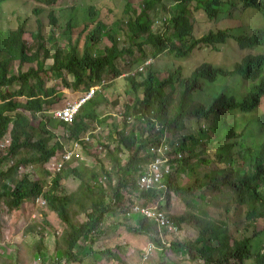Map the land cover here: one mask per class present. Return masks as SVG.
Instances as JSON below:
<instances>
[{"label":"trees","instance_id":"1","mask_svg":"<svg viewBox=\"0 0 264 264\" xmlns=\"http://www.w3.org/2000/svg\"><path fill=\"white\" fill-rule=\"evenodd\" d=\"M3 1L5 0H0V5ZM28 1L36 4L32 8V17H47L51 28L56 21L51 7L58 0ZM173 1L174 4L167 9L161 4V0H143L138 16L129 22V31L126 34L131 49L127 50L118 49L112 36L107 34L105 36L110 40V46L102 50L94 48L100 41L98 33L105 24L100 16L86 20L82 28L86 34L82 37L79 52L77 38L72 43L66 42L68 50L63 53L56 42L46 47L40 40L41 30L37 29V32L32 33L34 43L31 49L23 39L25 30L22 24L12 30L0 28V141L8 135L7 145L1 147L0 165L10 161L5 169L0 170V210L5 209L9 213L18 209L27 199L36 203V199L41 198L44 201L41 205L54 211L66 225L63 235L54 245L57 256L63 258L65 263L78 259L74 253L78 240L88 239L90 244L94 242L95 236L100 233L102 219L113 207H121L126 194L133 199L123 205L124 213L130 210L133 200L142 207L153 206L159 200H164V206L167 207L174 194L182 196L189 205L190 200L184 197L194 199V194L197 197L202 196L194 191L203 189L202 191L212 192L213 204L220 205L221 210L208 213L203 203L199 207L189 205L193 210H187L180 215L167 213L177 224L178 230L183 227V223L193 225L199 236L193 240L170 241L168 248L174 251L184 250L189 258L201 259L202 264H246L250 259L255 264H264L263 248L253 249L250 238L232 237L229 226L235 224L234 231L237 232L239 228L236 221H229L228 216L230 206H233L241 214L243 231L251 226L255 234L263 232V229L255 231L254 223L264 218V114L247 120L239 130L236 128L234 116L236 112H253L264 96V27L253 28L249 33L241 26L232 29L224 27L194 38L192 20L185 14L189 9L188 5L193 2L194 10H201L212 20L220 17L233 18L230 7L237 11L253 8L263 18L264 0ZM153 5L154 8L158 5L168 15L162 22L168 21L171 24L170 29L166 27L160 33L161 27L158 30L152 28L153 20H149L148 10ZM92 6H87L89 16ZM104 9L100 8L99 13L104 12ZM128 9L126 3L125 11ZM69 25L68 20L63 32L67 40ZM237 28H241L239 33H232ZM229 38L236 42L239 49L244 50L241 59L229 69L203 62L187 76L181 77L180 68H177L166 78L158 79L156 70L148 65L147 73L142 76L141 81L136 80L141 74L124 77L131 84V96L135 97L132 101L123 103L122 126L113 124L116 128L115 136H111L115 142L112 148L100 143L96 148L90 149L80 139L82 133L88 130L89 124H101L112 119L110 113L96 112L95 96L86 99L69 122L57 118L47 119L48 123L59 124L67 129L68 140L79 143L86 155H93L94 151L98 155L104 150L102 159L97 160L98 172L84 169L82 174L79 168H60L46 191H43L40 182L42 176L30 179L29 173L21 172L20 168L31 166V169L35 172L38 170L41 175L44 164L51 158H57V150H63V145L54 132L44 125L43 114L36 118L37 126H33L32 119L24 113L28 111L33 115L47 110L49 112L59 99L61 91H57L54 85L45 84L44 79L49 72L59 75L66 87L75 90L81 86L86 89L89 85L104 81L107 74L113 78L118 77L120 72L115 65L116 60L125 54H131L132 48L138 46L139 41L150 44L152 48L148 54L141 51L144 60L163 54L179 59L196 48L210 47L217 51V44L224 43ZM46 59L52 60L49 69L43 68ZM15 61L20 65L27 63L30 66L26 70L18 67L16 72H12L10 63ZM33 63L36 65L33 66ZM62 73L70 75L71 81L67 82ZM174 74L177 76L174 77ZM232 76H239L247 82L246 91L240 97L221 88L215 89V92L204 89L206 83ZM171 84L174 86L165 92V86ZM129 118L132 119L130 123ZM185 118L195 119L193 128L197 129L196 135L182 131L188 126L184 124ZM200 120L205 121L206 127L197 125ZM39 123L41 124L38 125ZM29 125L32 126L30 129ZM164 135L168 137L165 140ZM35 136L37 139H34ZM160 143L168 145L167 153L174 156L175 166L162 180L161 187L139 190L137 180L140 166L153 160L151 151ZM208 143L212 156L208 159L197 157L195 148ZM218 143L220 144L217 146ZM185 150L188 152L186 157ZM123 152H126L124 161L121 158ZM209 162L215 164V167L197 170L199 164ZM182 168L188 170V181L180 186L176 184L174 177ZM69 173L81 178V190L62 194L58 191L59 178ZM217 197L224 198L225 203L219 204ZM73 202L85 207L82 210L83 219L75 220L69 215ZM199 211L206 216H200ZM130 216L135 219V225L127 228L134 233L163 232L143 215L131 213ZM33 226L25 232L29 233L39 227ZM59 239L62 244H59ZM90 244L86 246L87 253L91 251ZM41 247L40 243L33 246L35 255L40 253ZM9 261L7 259L6 262Z\"/></svg>","mask_w":264,"mask_h":264},{"label":"rangeland","instance_id":"2","mask_svg":"<svg viewBox=\"0 0 264 264\" xmlns=\"http://www.w3.org/2000/svg\"><path fill=\"white\" fill-rule=\"evenodd\" d=\"M142 2L143 0H58L51 7L56 21L50 28L47 17H32V8L36 6L34 2L28 0H5L0 5V28L2 30H12L22 24L25 30L23 39L31 49L33 48L34 43L32 33L37 29L41 30L40 40L46 44V47H49L53 42H56L57 47L60 48L63 53L68 50L66 42L69 41L72 43L77 38V51L79 52L82 44V37L86 34V31H82L83 26L86 24V20L100 16L104 19L105 24L102 26V30L98 33L100 35V41H98L94 48L102 50V48L110 46L111 42L105 36L107 34L112 36L118 49L127 50L131 49L126 34V32L129 31V22L138 16L141 9L140 6L143 5ZM126 3L127 6H129V9L125 11ZM161 4H164L168 9L171 4H174V1L161 0ZM89 5H93L90 16L87 13V6ZM100 8H105L104 12L99 13ZM188 8L189 9L185 14L189 17V20H192L194 38H198L208 33L210 30L224 27L232 29L233 27L241 26L247 33L252 31L253 28L264 27V17L262 18V16L253 8L237 11L230 7V11L233 13V18L220 17L218 20L208 19L206 14L201 10H194L193 2L188 5ZM151 9L148 10V13L149 20H153L152 28L158 30L161 27L160 33L166 30V27L170 29L171 24L168 21H161L165 20L166 16H168L165 11L158 5H156L155 8L153 5ZM81 16L83 17L80 18ZM36 20H39V22ZM68 20L70 25L68 29L69 39L67 40V37L66 35H63V32L65 22ZM166 20H168V18ZM239 30H241V28L234 29L232 33H239ZM217 47V51H213L210 47L196 48L190 51L185 57L179 59L167 54L158 55L157 58L149 60V66L151 65L152 68L156 70L158 79L166 78L167 75L174 72L177 68H180V76L184 77L203 62H210L213 65L229 69L235 62H238L244 54V50L239 49L232 38H229L224 43L217 44ZM151 49L150 44L139 41L138 46L132 48L131 54H125L120 59L116 60L115 65L121 75L116 78L110 77L108 74L105 75V83L99 85L96 93L94 91L92 94V96H95L97 99L96 112L98 114L110 113L112 114V119L101 124H89L88 130L91 135L85 139L90 149L96 148L100 143L107 144L111 148L115 145V142L111 138V136H115L116 127L113 124L122 126L121 111L123 109V103H128L132 101L133 97H135L131 96L133 93L130 91L131 84H129L124 77L141 74L136 80L138 82L143 79L142 76L147 73L148 65H146L147 63H144L145 60L142 58L141 51L144 50V52L148 54L151 52ZM51 64L52 60L46 59L43 68L49 69ZM32 65L35 66L36 64L33 63ZM29 66L30 65L27 63H22L20 65L17 61L10 63L12 72H16L18 67L22 70H26ZM62 74L65 76L67 82L71 81L72 77L70 75L65 73ZM176 76L177 75L174 74V77ZM44 80L46 85H54L57 91H61L59 99H57L51 108H56L63 105L65 102L76 99L79 92L84 89L81 86L75 90L72 87L64 86L60 80V76L54 73L51 74V72L45 76ZM246 84L247 82L242 80L241 77L232 76L216 80L213 83H206L204 84V89L215 92V89L221 88V90H228L229 92L234 93L237 97H240L246 91ZM173 86L174 85L172 84L166 85L165 92H168ZM140 89H142V87ZM113 103H115V105ZM24 113L32 119L31 124L33 126H37L36 118L43 114L44 117L42 118L45 120V122L43 121L44 125L54 132L56 138H58L63 144V150L70 149L72 151V158L67 160L69 161L68 163H63L61 168H67L68 170L71 168H79L82 174H84V169L87 171H99L97 160L102 159V153H104V150H101L98 155L96 151H94V157L91 154L86 155L83 153L78 144H73V146H71L67 137V129H64L59 124L53 125L48 123L49 120L47 119L53 118L48 110L44 113H35L33 115L28 111H24ZM262 114H264V96L261 98L260 104L253 112L247 114L242 112L235 113L234 118L236 128L238 130L241 129L247 120L261 116ZM130 122H132L131 118H129L128 123ZM195 123L194 118H185L184 124L190 127L187 126L182 131H189L196 135L197 129L193 128ZM40 124L41 123L38 125ZM197 125L206 127L204 120H200V123L197 122ZM31 127L32 126L29 125V129ZM34 139H37V136H35ZM7 140L8 135L3 137L0 141V152L1 147L7 145ZM219 144L220 143H218L217 146ZM60 152L61 151L57 150V158L54 159L59 160L58 157L61 154ZM28 153H31V151L28 150ZM187 153V150H185V157ZM125 155L126 152L121 154L123 161L125 160ZM195 155L203 159L211 157L212 154L209 150V143L206 146L198 145L195 148ZM75 158L78 160H75ZM51 160L52 159H50L48 164L43 166L41 175H39L38 170L35 172L30 167L24 169L20 168V170L22 169V173H29L30 179L41 178L42 176L40 182L42 183L43 191H46L51 186L52 179L60 170V168L56 169L50 164ZM193 162H196V160ZM9 164L10 161H7L5 164L0 165V170L5 169ZM105 166L108 167L107 165ZM214 167L215 164L209 162L206 164H199L197 170L203 171ZM187 172V168H182V170L180 169L179 172H176V176L174 177L176 184L183 186L188 181ZM80 179L81 178L78 176L70 173L62 175V177L59 178L58 191L62 194L79 192L81 190L79 187ZM202 190L203 189H198L194 191L197 194H202V196H198L199 198L195 194L194 199H189L187 197L184 198L190 200L189 205L194 204L196 207L202 206L204 203L205 210L208 213H216L217 211H220V205L213 204V198L211 197L212 192L210 193L207 190ZM132 199L133 197L126 194L121 207H113L111 212L104 216L100 226V233L95 236L92 244L88 242V239L78 240L77 245L74 247V253L77 255L78 259L69 263H65L63 258L60 259L57 256V251L54 246L55 241L63 235L66 225L65 223H62L61 219H59L54 211L48 209L47 206L41 205L44 203L41 198H37L36 203H32L31 200L27 199V201H24L18 209L11 210L9 213L5 211V209L0 210V264H13L12 262L18 264H55V261H58V264H202L201 259L194 260L189 258L188 253L184 250L174 251L168 248L170 241L177 240L181 242L187 239L193 240L198 238V232L194 229L193 225L183 223V227L176 233L161 230L163 232L138 234L128 229L127 227L130 228V226L135 225V219L124 213L125 206L123 205H125L126 202H130ZM216 201L219 204L225 203V199L220 197H217ZM134 202L137 201H132V203ZM164 202V200H159L157 205L164 206ZM167 204V207L164 206L161 207V209L164 211L166 210V213L170 214L180 215L187 210H193L186 204V200H184L182 196L175 194ZM84 208L85 207H81L76 202H73L69 208V215L75 220L83 219L84 215L82 210ZM230 210L231 211L228 212L230 218L229 221H236L237 227L239 228V232H237L234 231L236 227L235 224L229 226L232 237L250 238V245L253 249H264V218L255 221V231L263 229V232L255 234L251 226L249 229L246 227L243 231V219L240 212L234 209L233 206H230ZM198 213L200 216H206L200 211ZM208 218L210 217L208 216ZM148 219L153 221L151 218ZM149 220L148 223H150ZM30 226L39 227L33 229V231L29 233L25 232ZM152 239H155L157 242L154 243ZM59 242V244H62L61 239H59ZM39 243L42 246L41 251L38 255H35L33 246ZM88 244H90L89 249L92 252L88 251L87 253L86 246ZM7 259L8 261L10 260L8 263L6 262ZM246 264L255 263L250 259Z\"/></svg>","mask_w":264,"mask_h":264},{"label":"built area","instance_id":"3","mask_svg":"<svg viewBox=\"0 0 264 264\" xmlns=\"http://www.w3.org/2000/svg\"><path fill=\"white\" fill-rule=\"evenodd\" d=\"M89 95V92L85 95H82L76 100L65 103L63 106L57 108L54 111V115L58 118L68 121L71 119L75 113L79 104ZM168 147L165 143L161 144L156 149V157L154 161L146 165L141 166L140 175L137 180L138 189H147V188H159L162 185V180L166 175L171 171V168L175 166L174 161H171L172 157L167 153ZM69 153H66L62 156L63 159H67ZM179 156V154H177ZM53 167L58 168L60 162L54 161L52 163ZM131 212L138 213L147 218H151L153 223L159 230H165L166 232L173 233L177 231V226L165 213L164 210L160 208L159 205L154 204L149 207L138 206L136 203L130 208ZM128 213V212H127Z\"/></svg>","mask_w":264,"mask_h":264},{"label":"clouds","instance_id":"4","mask_svg":"<svg viewBox=\"0 0 264 264\" xmlns=\"http://www.w3.org/2000/svg\"><path fill=\"white\" fill-rule=\"evenodd\" d=\"M1 9V8H0ZM162 21V20H161ZM150 59H153V58H149V59H146L145 61H144V63H147L146 65H149V60ZM116 63V62H115ZM141 69V68H140ZM120 75H121V73H120ZM119 75V76H120ZM105 83V81H102L101 83H98V84H95V85H89L86 89H83V90H81V92H79V95L77 96V98L76 99H78L79 97H81L82 95H85L86 93H88L89 92V95L79 104V106L86 100V99H88L90 96H92V94L94 93V91L96 92L97 91V88L99 87V85H101V84H104ZM76 99H74V100H76ZM73 101V100H72ZM68 102H71V101H68ZM65 103H67V102H65ZM64 103V104H65ZM63 104V105H64ZM63 105H61V106H63ZM61 106H58V107H56V108H50L49 109V112L51 113V115H52V117L53 118H57V119H59V120H61V121H64V120H62V119H60V118H58V116H56V115H54V111L57 109V108H59V107H61ZM79 106L77 107V109H76V111H75V113L78 111V108H79ZM74 113V114H75ZM73 114V115H74ZM116 115V114H115ZM72 118V117H71ZM71 120V119H70ZM70 120H68V121H65V122H69ZM89 135H91V133H90V131L89 130H87L86 132H84V133H82V135H81V137H80V139H81V141H85L86 142V137H89ZM168 137L166 136V135H164L163 136V139L165 140V139H167ZM8 141V140H7ZM69 141V140H68ZM70 143H71V146H73V144H78L79 145V148H80V150H81V146H80V144L79 143H77V142H71L70 141ZM87 143V142H86ZM88 144V143H87ZM162 143H160L159 144V146L161 145ZM166 144V143H165ZM63 145V144H62ZM167 145V144H166ZM159 146H157V148L159 147ZM167 147H168V145H167ZM157 148H153L152 149V153H153V155H154V158H153V160L152 161H154V159H155V157H156V149ZM82 151V150H81ZM66 153H69V156H68V158L67 159H63L62 158V156L63 155H65ZM84 153V152H83ZM72 151L69 149V150H67V149H65V150H62L61 151V154L59 155V157H58V159L59 160H57V159H54V158H51L52 160H51V162H50V164H52L54 161H57V162H60V166L58 167V168H56V169H59V168H61L62 167V164L63 163H65V162H68L67 160L69 159H71L72 158ZM169 155V154H168ZM169 156H171V155H169ZM172 157V159H171V161H174V156H171ZM77 158H75V160H76ZM78 160V159H77ZM50 161V160H49ZM48 161V162H49ZM152 161H149V162H147V163H144V164H142L141 166H143V165H146V164H148V163H151ZM48 162L47 163H45L44 164V166L46 165V164H48ZM79 162V161H78ZM141 166H140V169H141ZM27 167H31V166H27ZM174 167H172L171 168V171H172V169H173ZM170 171V172H171ZM170 172L166 175V177L170 174ZM140 173V172H139ZM165 177V178H166ZM139 190H144V189H139ZM134 201V200H133ZM134 203H136V202H134ZM133 203V204H134ZM159 205V204H158ZM160 207L161 206H163V205H159ZM128 212V213H127ZM126 212V215H131V212L128 210ZM135 213V212H134ZM165 213H166V211H165ZM166 215H167V213H166ZM168 216V215H167ZM171 219V218H170ZM172 220V219H171ZM172 221H174V220H172ZM174 224L177 226V224L175 223V221H174ZM179 230H178V226H177V231H175V232H173V233H176V232H178Z\"/></svg>","mask_w":264,"mask_h":264}]
</instances>
